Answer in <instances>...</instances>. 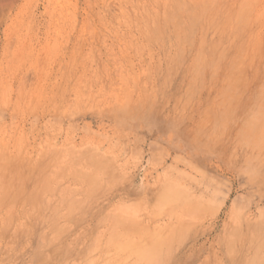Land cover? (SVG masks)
Returning a JSON list of instances; mask_svg holds the SVG:
<instances>
[{
  "label": "rangeland",
  "instance_id": "obj_1",
  "mask_svg": "<svg viewBox=\"0 0 264 264\" xmlns=\"http://www.w3.org/2000/svg\"><path fill=\"white\" fill-rule=\"evenodd\" d=\"M0 264H264V0H0Z\"/></svg>",
  "mask_w": 264,
  "mask_h": 264
},
{
  "label": "bare ground",
  "instance_id": "obj_2",
  "mask_svg": "<svg viewBox=\"0 0 264 264\" xmlns=\"http://www.w3.org/2000/svg\"><path fill=\"white\" fill-rule=\"evenodd\" d=\"M169 99V98H168ZM235 132V131H234ZM228 135V134H227ZM237 151V150H236ZM236 156V155H235ZM78 202V201H77ZM82 204V203H81ZM160 214V213H159ZM156 221V217H154V216H151V217H149L148 218V224L150 225V224H154V222ZM145 223V222H144ZM155 224H157V223H155ZM97 239V238H96ZM193 244V243H192ZM108 259V258H107ZM93 260V259H92ZM111 261V260H110Z\"/></svg>",
  "mask_w": 264,
  "mask_h": 264
}]
</instances>
